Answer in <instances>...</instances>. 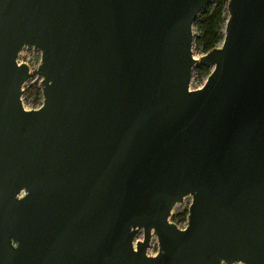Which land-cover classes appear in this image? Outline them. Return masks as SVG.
Listing matches in <instances>:
<instances>
[{"label": "water", "instance_id": "95a60500", "mask_svg": "<svg viewBox=\"0 0 264 264\" xmlns=\"http://www.w3.org/2000/svg\"><path fill=\"white\" fill-rule=\"evenodd\" d=\"M207 2L0 0V264H264V0H227L192 88Z\"/></svg>", "mask_w": 264, "mask_h": 264}, {"label": "rangeland", "instance_id": "374dc122", "mask_svg": "<svg viewBox=\"0 0 264 264\" xmlns=\"http://www.w3.org/2000/svg\"><path fill=\"white\" fill-rule=\"evenodd\" d=\"M216 1L217 0H208L207 4L203 6L202 9L212 8L215 5ZM223 14L225 17H227V14H228L227 8L224 9ZM224 24H225V21L221 23L222 30L224 28ZM198 33H199V28L197 27L195 22H193L192 24L193 38H192L191 48H192L193 55L197 57L198 60L195 62V64L193 65L191 69L190 87L192 88H196L202 85L208 75V73L203 72L198 68L199 64L207 63V62H202L199 60L200 55L204 53L205 51H203L200 48V46L195 42L194 38ZM17 59L18 61L26 62L29 65V67L32 69L38 65L40 61V53L37 52L34 57V51H33L32 46L23 45L19 50ZM207 64L210 66V68H212V65L210 63H207ZM36 86L40 88L39 79L35 75L28 78L22 85L23 90L21 94V99H22L23 105L27 108L37 107L41 104L43 100L41 88L39 91H37ZM191 199H192V196L190 194H187L182 198V200L177 201L171 209L169 220L175 222L179 227H184L187 224L188 207L191 202ZM142 236H143V233H142V230H140L136 234V237L141 238ZM157 250H158L157 238L155 235H152L150 239V243L147 248V252L149 254H154L157 252ZM234 264H242V263L235 262Z\"/></svg>", "mask_w": 264, "mask_h": 264}, {"label": "trees", "instance_id": "16d2710c", "mask_svg": "<svg viewBox=\"0 0 264 264\" xmlns=\"http://www.w3.org/2000/svg\"><path fill=\"white\" fill-rule=\"evenodd\" d=\"M227 0H217L212 8L201 9L198 13L195 24L199 28V33L195 36V42L203 51H207L218 45L224 35L221 23L226 20L223 11L226 7ZM198 68L209 73L211 68L207 63H201ZM37 91L40 90L36 86Z\"/></svg>", "mask_w": 264, "mask_h": 264}, {"label": "built area", "instance_id": "2783aa9c", "mask_svg": "<svg viewBox=\"0 0 264 264\" xmlns=\"http://www.w3.org/2000/svg\"><path fill=\"white\" fill-rule=\"evenodd\" d=\"M18 60V59H17Z\"/></svg>", "mask_w": 264, "mask_h": 264}]
</instances>
